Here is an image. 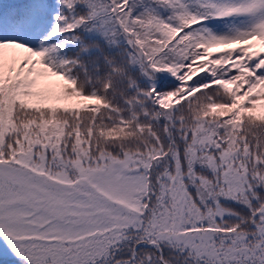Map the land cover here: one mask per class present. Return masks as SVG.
I'll return each mask as SVG.
<instances>
[{"label": "snow or ice", "instance_id": "1", "mask_svg": "<svg viewBox=\"0 0 264 264\" xmlns=\"http://www.w3.org/2000/svg\"><path fill=\"white\" fill-rule=\"evenodd\" d=\"M0 264H264V0H0Z\"/></svg>", "mask_w": 264, "mask_h": 264}]
</instances>
